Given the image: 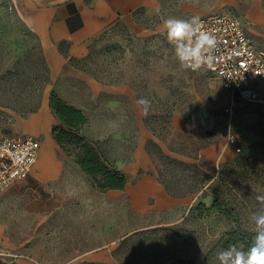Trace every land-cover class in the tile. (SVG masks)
Instances as JSON below:
<instances>
[{
	"label": "rangeland",
	"instance_id": "374dc122",
	"mask_svg": "<svg viewBox=\"0 0 264 264\" xmlns=\"http://www.w3.org/2000/svg\"><path fill=\"white\" fill-rule=\"evenodd\" d=\"M254 11L264 14V0H231L221 12L239 19L255 48L264 49V26L250 18ZM136 14L135 25L119 22L97 36L81 69L98 82L127 84L135 100L146 97L151 108L146 116L124 110L104 116L114 124L107 136L101 129V138L93 140L81 129L79 134L111 168L115 160L129 159L136 142L146 139L150 165L130 181L150 174L161 186L186 195L189 202L180 208L137 214L129 198L119 194L115 218L109 213V201L100 200L89 177L81 173L80 186L93 188L92 205L85 202L88 192L46 216L25 212L23 202L6 211L16 241L39 236L32 242L37 254L31 251L37 264H102L82 258L105 247L113 250L115 264L175 260L219 264L216 253L232 243L233 235L245 245L254 237L247 218L260 206L257 195H264V87L258 90V102H238L230 115L225 110L228 94L217 80L202 68L196 72L180 68L159 29L166 11L146 18ZM0 67V76L8 72L0 77V135L14 137L23 133L18 125L30 116L36 101H47L49 106L51 93H45L49 76L39 43L7 0H0ZM49 110L48 134L56 142L64 126ZM91 117L99 125L103 116ZM54 128L57 131L52 133ZM114 134L118 139H113ZM38 138L42 142L43 137ZM74 142L66 137L57 149L59 155L76 162ZM46 237L52 251H46ZM22 245L27 248L31 243Z\"/></svg>",
	"mask_w": 264,
	"mask_h": 264
},
{
	"label": "crops",
	"instance_id": "0c3cea01",
	"mask_svg": "<svg viewBox=\"0 0 264 264\" xmlns=\"http://www.w3.org/2000/svg\"><path fill=\"white\" fill-rule=\"evenodd\" d=\"M7 1L14 14L39 43L49 76L45 93L47 95L57 93L63 102L86 117L87 121L82 126L81 133L91 140L101 138V131L103 136H107V131L109 132L114 125L109 124V120L104 116H117L123 113V110L125 114L128 112L133 114L136 111L141 115L134 93L127 84L98 82L81 69L97 36L119 22L125 21L129 25H135L136 13L146 18V16L157 14L156 8L160 9V13L166 11L167 17L191 18L222 14L223 8L231 3V0ZM256 13L250 12V18L264 26V14L257 13L262 15L259 17L260 15ZM159 29H162V26ZM142 31L148 32L146 29ZM89 100H93L96 104L91 106L88 103ZM49 113L47 101L43 103L36 101L33 112L18 125L23 128V133L14 136L30 134L29 136L39 140L38 136L41 135L43 140L40 142L37 160L29 174L11 184L0 197V264L36 263L31 251L37 254L32 242H37L39 236L34 235L26 241H16L13 238L6 218V211L10 210L12 205L23 202L22 208L25 212L41 217L54 213L73 201L76 202L79 196L88 192L89 198H85V202L87 205L93 203L94 187L80 186L79 176L84 172L75 161L59 155L57 143L48 134L50 117H52ZM94 115L103 116L99 125L95 122V118L91 117ZM115 134L112 136L113 139H118ZM146 143V139L136 142L135 152L131 151L129 159L115 160L114 169L127 176V184L122 191L99 192L96 190L100 200L109 201V213L111 215L113 212L115 218L116 200L119 194L129 198L131 209L137 214H143L149 210L180 208L189 202L186 195L178 197L169 195L150 174L143 173L135 183L130 181L139 171L147 170L150 165ZM149 200H152V203ZM100 208L103 211L106 210V206L101 203ZM48 239L50 237H46V251H52L53 247L50 246ZM23 242L31 243V245L24 248ZM82 260L102 264L117 263L110 247L92 251Z\"/></svg>",
	"mask_w": 264,
	"mask_h": 264
},
{
	"label": "built area",
	"instance_id": "2783aa9c",
	"mask_svg": "<svg viewBox=\"0 0 264 264\" xmlns=\"http://www.w3.org/2000/svg\"><path fill=\"white\" fill-rule=\"evenodd\" d=\"M204 29L214 32L217 60L206 70L228 94L226 112L241 103L258 102L264 87V49L255 48L239 19L229 14L200 17ZM233 142V138H230ZM40 142L29 135H0V197L14 182L27 176L35 164Z\"/></svg>",
	"mask_w": 264,
	"mask_h": 264
},
{
	"label": "clouds",
	"instance_id": "9594fccd",
	"mask_svg": "<svg viewBox=\"0 0 264 264\" xmlns=\"http://www.w3.org/2000/svg\"><path fill=\"white\" fill-rule=\"evenodd\" d=\"M155 12L160 13L156 8ZM162 30L168 43L173 48L175 59L181 69L196 72L204 67H211L217 60L219 41L214 32L204 29L199 16L188 19L167 17L162 20ZM143 115L151 108V101L146 97L136 100ZM260 206L247 218L254 237L249 245L241 241L229 243L217 251L219 264H264V195H257Z\"/></svg>",
	"mask_w": 264,
	"mask_h": 264
},
{
	"label": "trees",
	"instance_id": "16d2710c",
	"mask_svg": "<svg viewBox=\"0 0 264 264\" xmlns=\"http://www.w3.org/2000/svg\"><path fill=\"white\" fill-rule=\"evenodd\" d=\"M1 68V67H0ZM2 68L0 69V71ZM8 72L6 71L2 77ZM0 76V77H1ZM49 107L57 120L64 126L63 129L58 130V135L55 136L57 144L69 137L75 141V145L78 147V155L76 156V163L79 165L81 170L89 177L92 186L99 192H105L107 190L122 191L127 184V176L119 170L111 168L102 159L97 148L87 140H85L79 131L81 127L86 123V117L75 108L67 105L61 99L57 98L53 93L50 95ZM33 112V109L30 111ZM57 128L52 130L55 133ZM171 162L181 165V163L173 160ZM165 190L169 195L173 197L185 196L180 192H173L170 186H164ZM241 241L237 236L234 235L231 238V242ZM242 242V241H241ZM170 264H197L191 260H175Z\"/></svg>",
	"mask_w": 264,
	"mask_h": 264
}]
</instances>
